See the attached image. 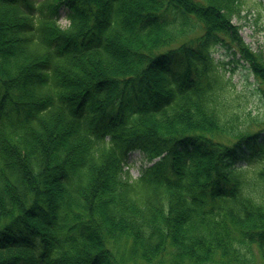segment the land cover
<instances>
[{
	"label": "trees",
	"instance_id": "trees-1",
	"mask_svg": "<svg viewBox=\"0 0 264 264\" xmlns=\"http://www.w3.org/2000/svg\"><path fill=\"white\" fill-rule=\"evenodd\" d=\"M245 2L0 0V264H264Z\"/></svg>",
	"mask_w": 264,
	"mask_h": 264
},
{
	"label": "rangeland",
	"instance_id": "rangeland-1",
	"mask_svg": "<svg viewBox=\"0 0 264 264\" xmlns=\"http://www.w3.org/2000/svg\"><path fill=\"white\" fill-rule=\"evenodd\" d=\"M59 22L62 26H65L68 21L61 11V17ZM232 22L238 27L239 34L243 38L244 42L253 50L262 51L264 53V0H246L242 5V9L239 13H236L232 17ZM4 28V27H3ZM3 36L1 38L5 43L16 41L12 40V32L10 28H4ZM216 57L228 59L233 56L231 50H226L223 47H219L213 52ZM233 64H229L231 66ZM233 82L236 83L237 88H245V106L247 109H252L255 113L258 109L261 111L263 107L261 102L258 103V97L255 95V87L257 85L254 75L250 72L248 64L243 61H238L235 72L232 75ZM260 107V108H259ZM252 112V113H253ZM199 153V152H198ZM200 154V153H199ZM197 154L199 161L205 164V157ZM149 163L143 157L142 153L137 150H132L129 154L127 165L124 167L133 178L137 177L145 165ZM1 260V258H0Z\"/></svg>",
	"mask_w": 264,
	"mask_h": 264
}]
</instances>
